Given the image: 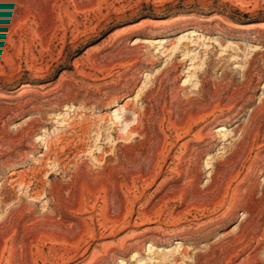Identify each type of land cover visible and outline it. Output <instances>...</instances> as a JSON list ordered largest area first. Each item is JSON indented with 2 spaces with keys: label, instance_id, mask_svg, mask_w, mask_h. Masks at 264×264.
I'll return each mask as SVG.
<instances>
[{
  "label": "rangeland",
  "instance_id": "obj_1",
  "mask_svg": "<svg viewBox=\"0 0 264 264\" xmlns=\"http://www.w3.org/2000/svg\"><path fill=\"white\" fill-rule=\"evenodd\" d=\"M155 1L0 0V264H264V0Z\"/></svg>",
  "mask_w": 264,
  "mask_h": 264
},
{
  "label": "bare ground",
  "instance_id": "obj_2",
  "mask_svg": "<svg viewBox=\"0 0 264 264\" xmlns=\"http://www.w3.org/2000/svg\"><path fill=\"white\" fill-rule=\"evenodd\" d=\"M168 3H170V1L169 0H156L152 5H151V10H150V13L151 14H157V13H159V12H161V11H163L164 10V8L166 7V5L168 4ZM152 18H151V16H146V17H144L141 21H140V23H138V25L139 26H137V28H136V31H138V29H141V28H146V26H148V25H150L151 24V22H152V20H151ZM73 38H74V36H73ZM71 42V41H70ZM136 42H138L137 40H136ZM147 43H154V44H157V42L156 41H147ZM116 120H117V124L118 125H121V121H119L118 120V118L116 117L115 118ZM28 121V120H27ZM124 122H125V124H126V128H130V124H131V122L130 123H128V121H127V119L126 120H124ZM25 124V123H24ZM21 127V126H20ZM122 127V126H121ZM222 130H224V128L221 126V127H218L217 128V130L216 131H222ZM128 131H132V128H130ZM43 132V131H42ZM37 141L38 142H43V140L42 139H37ZM36 141V142H37ZM45 142V141H44ZM41 145H42V143H41ZM49 148V147H48ZM62 152V151H61ZM44 155H41V157H43ZM21 178V177H20ZM16 181V180H15ZM15 181H14V183H15ZM30 187H36L33 183H27V186H26V189H28V188H30ZM35 190V188H33L31 191H34ZM42 193V192H41ZM40 193V197L42 198L43 197V194H41ZM94 233H92L91 234V236L89 237V241H91L93 238H94ZM123 244V243H122ZM87 245V248L89 247V242L86 244ZM84 246V245H83ZM83 248V247H82ZM81 249V247L79 246V245H75L74 246V250L75 251H79ZM82 250V249H81ZM85 250H87V249H84V251ZM83 253H85V252H82V254ZM60 258V260L59 261H61L62 263H63V259L64 258H62V257H59ZM55 260L56 259H54V261L51 263V264H55ZM58 262V261H57Z\"/></svg>",
  "mask_w": 264,
  "mask_h": 264
}]
</instances>
